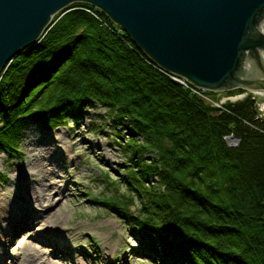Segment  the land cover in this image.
Returning a JSON list of instances; mask_svg holds the SVG:
<instances>
[{"label": "trees", "instance_id": "16d2710c", "mask_svg": "<svg viewBox=\"0 0 264 264\" xmlns=\"http://www.w3.org/2000/svg\"><path fill=\"white\" fill-rule=\"evenodd\" d=\"M173 76L100 9L72 3L0 71V152L15 154L26 123L57 128L104 107L130 137L128 172L105 177L101 202L142 239L140 257L264 264V119L250 97L216 109Z\"/></svg>", "mask_w": 264, "mask_h": 264}, {"label": "rangeland", "instance_id": "374dc122", "mask_svg": "<svg viewBox=\"0 0 264 264\" xmlns=\"http://www.w3.org/2000/svg\"><path fill=\"white\" fill-rule=\"evenodd\" d=\"M255 96L264 97V91ZM255 105L257 111L264 112V102ZM128 137V129L116 126L108 111L100 106L82 112L76 123L69 120L57 128L26 123L15 154L0 152V199L14 205L15 211L12 236L5 235V239L12 240L9 247L0 238V264H44L42 260L59 264L48 257L53 248L48 247L49 238L57 239L61 248L69 252L73 262L66 264H151L140 257L142 239L131 231L125 219L107 210L101 202L112 195V190H106L105 177L117 183L128 172L129 154L123 146ZM35 157L41 158L47 172L45 195L40 196L36 190L38 197L30 199L28 192L27 196L20 192L14 199L13 185L34 186L39 180H24L17 172L28 167ZM119 192L126 194L123 187ZM134 204L132 213L140 206L137 199ZM7 209L6 213L12 214L11 206ZM2 210L0 205V213ZM27 216L30 224L23 226Z\"/></svg>", "mask_w": 264, "mask_h": 264}, {"label": "water", "instance_id": "95a60500", "mask_svg": "<svg viewBox=\"0 0 264 264\" xmlns=\"http://www.w3.org/2000/svg\"><path fill=\"white\" fill-rule=\"evenodd\" d=\"M77 2L100 9L161 69L193 86L264 91V0H0V71Z\"/></svg>", "mask_w": 264, "mask_h": 264}, {"label": "bare ground", "instance_id": "6f19581e", "mask_svg": "<svg viewBox=\"0 0 264 264\" xmlns=\"http://www.w3.org/2000/svg\"><path fill=\"white\" fill-rule=\"evenodd\" d=\"M64 9V8H63ZM61 11V10H60ZM59 11V12H60ZM55 16V15H54ZM53 16V17H54ZM53 19V18H52ZM51 19V20H52ZM259 55L263 56L264 58V52H260ZM184 79V78H183ZM185 80V79H184ZM187 81V80H186ZM189 83V82H188ZM191 84V83H190ZM192 85V84H191ZM193 86V85H192ZM195 89L198 88V89H201L197 86H193ZM202 90H205V89H202ZM205 91H210V90H205ZM256 95H260L261 94V91L263 90H254ZM212 92V91H211ZM260 93V94H259ZM262 103V102H261ZM263 108V111H264V105L261 107ZM47 160V159H46ZM47 167V166H46ZM21 169V168H20ZM19 169V170H20ZM17 171L19 172V175L20 177H22L24 180L25 179H29V178H39L38 181H35L34 182V186H28V185H13L14 186V190H12V195L14 196V199L16 197V194H19L20 192L23 193V195H26L25 193L28 192L30 194V199H34V197H38V191L40 192V196H44L45 194L43 192H45V185H44V182L46 181V176H47V172L45 171L43 165H42V162H41V158L40 157H35L34 160H32L30 163H29V166L28 167H25L23 169H21L20 171ZM35 179V178H34ZM11 190V189H10ZM38 190V191H36ZM6 192V191H5ZM8 193V192H7ZM34 195V196H33ZM27 196V195H26ZM25 199V197H24ZM45 199V198H44ZM20 202V201H19ZM24 203V202H22ZM17 204V203H16ZM26 204V203H25ZM0 205L2 206L3 210L1 211L0 213V238H1V241H5V242H2V243H5L6 246L9 247V244H11L12 240L11 238H6L5 239V235L6 236H9L11 235L12 233V228H13V215L15 214V211H14V205H10L9 203L6 202L5 199H0ZM8 206H11L12 208V214H8L6 213L8 211L7 207ZM21 207H27L24 206L23 204H21ZM25 210V209H24ZM34 211L37 212V210L35 208H33ZM21 212V211H20ZM22 217V216H21ZM50 217V216H49ZM17 219V218H16ZM34 220V219H33ZM52 221V220H51ZM24 222L23 223V226H25V224H30V219L29 217L27 216L26 217V220L24 218ZM49 222V221H48ZM28 227V226H27ZM33 227V226H32ZM91 227V226H90ZM93 228V227H92ZM49 229V228H48ZM40 231V230H39ZM78 231V230H77ZM19 232V231H18ZM32 232V231H31ZM89 232V231H88ZM18 235V234H17ZM12 236V235H11ZM15 236V235H14ZM33 236V235H32ZM105 237V236H104ZM47 241V240H46ZM44 242V241H43ZM8 244V245H7ZM67 245V244H66ZM40 246V244H39ZM47 246V245H46ZM63 246V245H62ZM49 247V246H48ZM6 249V248H5ZM11 249V248H10ZM7 250V249H6ZM64 250V249H63ZM19 253V252H18ZM11 254L13 257H15V253L13 251V249H11ZM2 255V254H1ZM19 257V256H18ZM2 260V259H1ZM28 261V260H27ZM71 263V262H70ZM81 263V262H80Z\"/></svg>", "mask_w": 264, "mask_h": 264}, {"label": "built area", "instance_id": "2783aa9c", "mask_svg": "<svg viewBox=\"0 0 264 264\" xmlns=\"http://www.w3.org/2000/svg\"><path fill=\"white\" fill-rule=\"evenodd\" d=\"M171 78L173 81L177 82L178 84H180L185 89H188L192 94L201 98L205 103L211 105L212 107H214L216 109H220V110H223L224 106L227 103H235L237 101H240L244 97L248 96L250 93L254 96L256 95L255 91H253L250 93L244 92V93H240V94L225 95L222 97L213 98L214 96H209L206 92H204L202 90L193 89L194 87L190 83H188L186 80H184L183 78H180L178 76H173ZM254 96H251V98L253 100H255ZM261 115H259L260 118H262ZM263 117H264V114H263ZM223 140L226 143V145L228 147H231V148L237 147L238 143H239V139L236 136H234L233 134H229V135L224 136Z\"/></svg>", "mask_w": 264, "mask_h": 264}]
</instances>
